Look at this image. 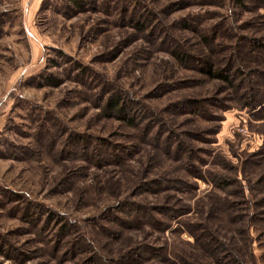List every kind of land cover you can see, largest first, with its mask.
Returning <instances> with one entry per match:
<instances>
[{
	"label": "rangeland",
	"instance_id": "rangeland-1",
	"mask_svg": "<svg viewBox=\"0 0 264 264\" xmlns=\"http://www.w3.org/2000/svg\"><path fill=\"white\" fill-rule=\"evenodd\" d=\"M0 264H264V0H0Z\"/></svg>",
	"mask_w": 264,
	"mask_h": 264
},
{
	"label": "trees",
	"instance_id": "trees-1",
	"mask_svg": "<svg viewBox=\"0 0 264 264\" xmlns=\"http://www.w3.org/2000/svg\"><path fill=\"white\" fill-rule=\"evenodd\" d=\"M74 1V0H73ZM215 76H220V77H222V79H224V80H229V77H227V75H225V74H222V73H220V71H217V73L215 74ZM229 82V81H228ZM110 106H117L116 105V103L115 102H113V100L111 99V101H110ZM119 110H120V107H119Z\"/></svg>",
	"mask_w": 264,
	"mask_h": 264
}]
</instances>
